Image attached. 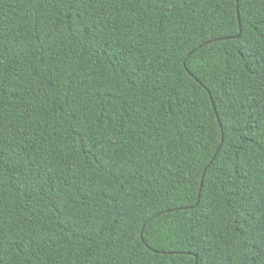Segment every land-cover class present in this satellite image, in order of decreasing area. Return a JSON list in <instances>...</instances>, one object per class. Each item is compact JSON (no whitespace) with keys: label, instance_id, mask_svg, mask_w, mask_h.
<instances>
[{"label":"trees","instance_id":"trees-1","mask_svg":"<svg viewBox=\"0 0 264 264\" xmlns=\"http://www.w3.org/2000/svg\"><path fill=\"white\" fill-rule=\"evenodd\" d=\"M0 264H264V0H0Z\"/></svg>","mask_w":264,"mask_h":264},{"label":"water","instance_id":"water-1","mask_svg":"<svg viewBox=\"0 0 264 264\" xmlns=\"http://www.w3.org/2000/svg\"><path fill=\"white\" fill-rule=\"evenodd\" d=\"M239 23H240V17H239ZM201 186H203V184Z\"/></svg>","mask_w":264,"mask_h":264}]
</instances>
